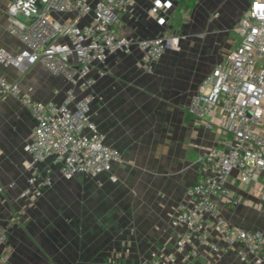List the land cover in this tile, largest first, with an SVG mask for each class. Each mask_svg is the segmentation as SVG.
Returning <instances> with one entry per match:
<instances>
[{"label":"crops","instance_id":"obj_1","mask_svg":"<svg viewBox=\"0 0 264 264\" xmlns=\"http://www.w3.org/2000/svg\"><path fill=\"white\" fill-rule=\"evenodd\" d=\"M9 1L0 0V46L13 51L22 45L6 28L4 11ZM165 1L167 8L160 14L165 21L160 24L148 11L153 0H131L119 13L118 30L136 39L177 33L176 28L188 24L195 34L182 38L180 52L165 51L151 73L140 69L136 48L128 54L109 55L92 70L91 117L121 156L112 166L114 180L107 173L62 178L49 157L37 164V170H49L51 185L43 187L35 199L19 198L28 176L22 165L27 158L23 145L32 137L35 120L14 96L0 91V227L7 234L0 246V254L6 256L2 264H137L153 249L173 252L182 228L171 226V215L179 204L190 200L198 158L218 138L217 109L205 118L188 111L189 100L214 67L219 51L215 41L209 40L214 32L209 26L224 11L218 25L221 31H228L224 21L233 11H241V16L250 0H196L189 9L191 18L180 26L179 0ZM215 7L219 13L211 21L200 14L202 9ZM240 16L228 32L230 48ZM205 22L204 36L199 32ZM99 68L104 71L101 76ZM0 74L39 101H61L68 85L63 76L39 63L25 70L0 66ZM235 176L233 171L228 184L241 202L231 206L217 196L223 216L232 225L264 230L259 202L264 173L259 175V183L247 186L239 184ZM175 264L247 263L238 259L235 250L214 252L208 245H200L197 257L178 253Z\"/></svg>","mask_w":264,"mask_h":264},{"label":"built area","instance_id":"obj_2","mask_svg":"<svg viewBox=\"0 0 264 264\" xmlns=\"http://www.w3.org/2000/svg\"><path fill=\"white\" fill-rule=\"evenodd\" d=\"M130 1L10 0L6 5V28L22 46L13 51L0 46V66L25 70L39 63L68 84L61 101H39L0 74V91L14 96L35 120L32 137L23 145L27 158L22 165L28 176L19 198L35 199L43 187L51 185L49 170H37V164L49 157L65 179L93 178L100 173H107L110 180L116 178L112 166L121 160L120 153L105 141L90 113L93 67L109 55L128 54L136 48L140 68L151 73L159 57L185 38L159 33L132 39L119 33V13ZM166 8L167 1L153 0L148 11L163 24L160 14ZM83 17L86 20L80 22ZM234 31V45L201 79L188 102V111L198 117L218 110V138L198 158L190 200L179 204L171 215V226L182 228L174 250L153 249L137 264H175L178 253L197 257L200 245L214 252L235 250L240 261L264 264V230L230 224L216 202L217 196L231 206L241 202L228 184L233 171L243 186L259 183L264 173V0H250ZM103 72L97 70L99 76ZM259 202L264 210V185ZM6 237V229L0 227V246ZM5 259L0 254V264Z\"/></svg>","mask_w":264,"mask_h":264},{"label":"rangeland","instance_id":"obj_3","mask_svg":"<svg viewBox=\"0 0 264 264\" xmlns=\"http://www.w3.org/2000/svg\"><path fill=\"white\" fill-rule=\"evenodd\" d=\"M195 2H196V0H193L192 6L189 7V8H186V7H184V2L180 3V0H179V26H180V23L183 20L186 21V20H188V19L191 18L189 16V9L193 7V5L195 4ZM199 11H200V9H199ZM217 12L219 13V11L217 10V8L215 7L213 9H209L207 11H205L204 9H202V11H201L200 14L202 15V17H205L208 21H211L212 17ZM219 14H218L219 17L215 18L214 21L209 26V29L212 30V31H214L213 33H210L209 40H214L215 43L218 46L217 48L219 49V51L216 52V58H215L214 66L216 65V63L219 61V59L222 56V53L221 52H223V51H221V50H224V49L227 50L228 48H230V45L232 44L231 38H230V35H229L228 32L230 31V28L232 27V25L234 24V22L236 21V19L238 18V16H240L241 11H239V12H237V11L234 12L233 11V12H231L229 14L228 19L224 21L225 26L229 28V30L226 31V32L225 31H221L220 28H219L220 26L218 25L221 22L220 20H222L224 11L220 12ZM195 15L198 16L196 13H195ZM205 24H206V26L205 25L201 26V31L202 32L200 30H198V31H200L199 33H201L200 35H204L205 36V34H206V29L205 28H207V23L205 22ZM176 30L178 31L177 33H173L172 32L171 34H183V35H185V38H187V39L190 38L189 37L190 35L195 34L194 32L191 31L192 32L191 33L189 31V25L188 24L179 27V29L176 28ZM232 35H235L233 31H232ZM185 38H183V39H185ZM183 39L181 38L180 40H178L176 48H170V49L168 48L166 50V52L167 51L168 52H171V53L180 52L181 51V48H182L181 47V43H182V40Z\"/></svg>","mask_w":264,"mask_h":264},{"label":"trees","instance_id":"obj_4","mask_svg":"<svg viewBox=\"0 0 264 264\" xmlns=\"http://www.w3.org/2000/svg\"><path fill=\"white\" fill-rule=\"evenodd\" d=\"M184 2V7L189 8L193 4V0H180V3ZM103 264H110V263H103Z\"/></svg>","mask_w":264,"mask_h":264}]
</instances>
